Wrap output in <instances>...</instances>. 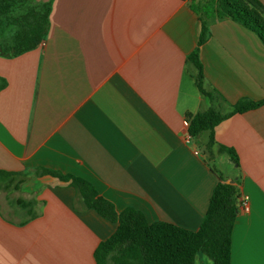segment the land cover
Masks as SVG:
<instances>
[{"label": "crops", "instance_id": "1", "mask_svg": "<svg viewBox=\"0 0 264 264\" xmlns=\"http://www.w3.org/2000/svg\"><path fill=\"white\" fill-rule=\"evenodd\" d=\"M52 1L46 40L0 55V168L29 173L21 189L40 211L23 224L25 212L12 218L0 205V264H98V246L119 227L85 208L69 181L37 169L85 179L118 212L193 231L218 183H236L251 210L236 218L231 264H264V105L219 123L210 150V131L188 141L183 129L212 106L188 60L203 25L192 0ZM200 59L224 112L264 99L256 32L212 20Z\"/></svg>", "mask_w": 264, "mask_h": 264}, {"label": "trees", "instance_id": "2", "mask_svg": "<svg viewBox=\"0 0 264 264\" xmlns=\"http://www.w3.org/2000/svg\"><path fill=\"white\" fill-rule=\"evenodd\" d=\"M52 3V0L40 3L0 0V55L14 57L40 46L49 31ZM192 8L203 25L199 46L188 60L197 69L195 78L200 92L210 99L212 106L191 119L189 130L194 137L210 131L207 145L211 149L216 143L214 130L219 123L236 113L264 105V99H242L231 105V111L224 112L223 97L205 86L200 46L210 35L212 20L229 18L256 32L264 42V4L260 0H192ZM220 152L230 154L239 164L234 149L221 145ZM37 172L69 181L78 190L85 208L95 209L119 223L117 231L98 246L95 253L98 264H198L203 257L212 264H231L233 230L239 213L240 193L236 183L224 180L218 183L200 229L193 231L165 221L151 223L143 211L133 207L118 212L114 202L100 195L85 179L51 169ZM28 174L0 168V191L4 185L20 190ZM17 204L16 212L26 213L21 220L23 224L40 214L36 200H17Z\"/></svg>", "mask_w": 264, "mask_h": 264}, {"label": "rangeland", "instance_id": "3", "mask_svg": "<svg viewBox=\"0 0 264 264\" xmlns=\"http://www.w3.org/2000/svg\"><path fill=\"white\" fill-rule=\"evenodd\" d=\"M206 148L207 150H210V148L208 147V145L206 144ZM216 166L219 168L220 165L218 163H216ZM220 169V173L222 175H224V177L226 176L223 169ZM20 199L22 201L24 200H29L31 199V197L24 191H22V189L20 190H15L13 188H10L9 186H3V188L0 191V205L3 208V211L10 217L12 218H20L19 215L15 214V207H18L17 204V200ZM203 259L205 261H209L206 259V257H203Z\"/></svg>", "mask_w": 264, "mask_h": 264}, {"label": "built area", "instance_id": "4", "mask_svg": "<svg viewBox=\"0 0 264 264\" xmlns=\"http://www.w3.org/2000/svg\"><path fill=\"white\" fill-rule=\"evenodd\" d=\"M189 127H190V121L188 119H185L183 122V129L184 132L186 133V138L188 141L192 139V135L190 133ZM238 210L244 212H249L251 210L250 197L248 195H242L241 197H239Z\"/></svg>", "mask_w": 264, "mask_h": 264}, {"label": "water", "instance_id": "5", "mask_svg": "<svg viewBox=\"0 0 264 264\" xmlns=\"http://www.w3.org/2000/svg\"><path fill=\"white\" fill-rule=\"evenodd\" d=\"M198 264H212L210 261L200 260Z\"/></svg>", "mask_w": 264, "mask_h": 264}]
</instances>
